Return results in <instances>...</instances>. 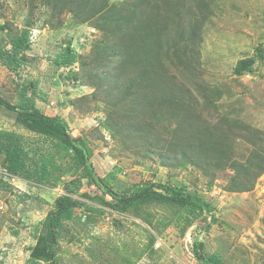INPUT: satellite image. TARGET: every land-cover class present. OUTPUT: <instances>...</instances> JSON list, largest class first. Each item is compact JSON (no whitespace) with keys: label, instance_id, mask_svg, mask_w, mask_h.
Wrapping results in <instances>:
<instances>
[{"label":"rangeland","instance_id":"obj_1","mask_svg":"<svg viewBox=\"0 0 264 264\" xmlns=\"http://www.w3.org/2000/svg\"><path fill=\"white\" fill-rule=\"evenodd\" d=\"M24 29L30 48L16 51ZM24 85L91 147L114 191L167 184L211 212L159 201L118 211L88 178L70 189L73 157L0 105V130L22 136L30 173H11L0 152V264H207L195 240L222 264H264V0H0V96L15 104ZM61 194L82 204L54 259L33 262Z\"/></svg>","mask_w":264,"mask_h":264},{"label":"trees","instance_id":"obj_2","mask_svg":"<svg viewBox=\"0 0 264 264\" xmlns=\"http://www.w3.org/2000/svg\"><path fill=\"white\" fill-rule=\"evenodd\" d=\"M180 34L175 44H179L185 41L184 38H188V36ZM28 38L29 30L24 29L20 36L12 40L15 50L29 49L30 44L28 43ZM75 59L76 53L71 52L67 58V62H73ZM124 60H126V58H124L123 61ZM253 63V57L240 59L235 67V72L241 75L245 71H250ZM28 90V85L22 87L19 101L15 104L10 103L0 96V105L17 112L16 121L18 124L39 135H44L56 140V145L62 150V155L73 157L76 171H79L81 174L71 180V182H68L67 187L72 190H78L82 186V178H88L99 188L107 191L108 194L115 199L116 202H111L109 200L104 202L112 209L118 211L127 210L129 206H136L138 203L159 201L186 206L185 208L188 212L198 216H201L204 212H211L210 204L197 194L185 192L182 189L170 187L167 184L154 182L146 183L135 186L129 193H117L112 187L105 184V179L97 175L90 161L93 155L91 147H89L83 139L73 136L66 121L57 116H50L36 107L32 97L28 95ZM21 141V135L0 130V152L5 155V167L11 173H27L29 176L30 173L27 169V161L25 158L27 152ZM256 160L260 163V171L264 172V157L261 154H257ZM253 163V161H248L250 168L253 167ZM247 166L246 168H248ZM84 196L88 197L89 194L84 193ZM81 204V200L72 197L70 194H61L56 198L54 209H51L46 215L45 225L47 231L37 238L35 246L31 249V259L33 262L51 261L54 259L55 243L57 242L59 233L58 229L61 227L64 220H69L73 217L75 208ZM190 221L191 220L188 222ZM201 246L202 244L200 241L195 240L194 251L199 260L205 261L207 264H222L221 259L217 255L212 254L207 256L200 253L199 248ZM125 259L129 260L127 257H125ZM130 262L133 263V260Z\"/></svg>","mask_w":264,"mask_h":264},{"label":"built area","instance_id":"obj_3","mask_svg":"<svg viewBox=\"0 0 264 264\" xmlns=\"http://www.w3.org/2000/svg\"><path fill=\"white\" fill-rule=\"evenodd\" d=\"M157 242H160V241H157Z\"/></svg>","mask_w":264,"mask_h":264}]
</instances>
